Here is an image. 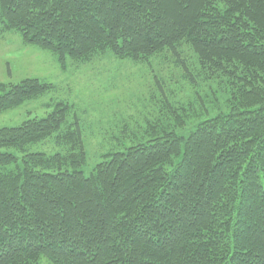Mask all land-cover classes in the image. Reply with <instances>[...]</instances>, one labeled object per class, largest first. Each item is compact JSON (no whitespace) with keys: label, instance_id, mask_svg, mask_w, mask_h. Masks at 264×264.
<instances>
[{"label":"trees","instance_id":"1","mask_svg":"<svg viewBox=\"0 0 264 264\" xmlns=\"http://www.w3.org/2000/svg\"><path fill=\"white\" fill-rule=\"evenodd\" d=\"M0 15L61 61L186 42L231 93L188 135L105 154L89 174L79 126L62 130L68 105L0 128V264H264V0H0ZM51 87L0 83V114ZM53 136L77 149L32 150Z\"/></svg>","mask_w":264,"mask_h":264},{"label":"rangeland","instance_id":"2","mask_svg":"<svg viewBox=\"0 0 264 264\" xmlns=\"http://www.w3.org/2000/svg\"><path fill=\"white\" fill-rule=\"evenodd\" d=\"M29 79L52 87L0 114V128L46 117L59 104L68 105L71 112L62 130L79 126L86 174L105 154L169 131L188 135L202 120L226 111L231 98L227 79L203 68L186 42L176 53L164 49L140 61L116 56L110 48L61 61L52 50L27 42L20 31L7 29L0 15V83L13 86ZM72 147L77 149L53 136L32 150L66 154ZM38 264L52 263L42 256Z\"/></svg>","mask_w":264,"mask_h":264}]
</instances>
